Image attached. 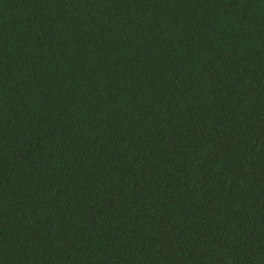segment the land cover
<instances>
[{
	"label": "trees",
	"instance_id": "1",
	"mask_svg": "<svg viewBox=\"0 0 264 264\" xmlns=\"http://www.w3.org/2000/svg\"><path fill=\"white\" fill-rule=\"evenodd\" d=\"M0 264H264V0H0Z\"/></svg>",
	"mask_w": 264,
	"mask_h": 264
}]
</instances>
